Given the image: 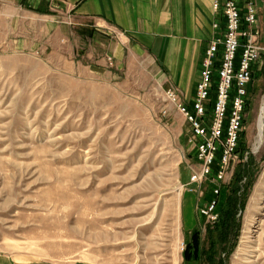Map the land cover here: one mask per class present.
<instances>
[{
	"label": "rangeland",
	"instance_id": "374dc122",
	"mask_svg": "<svg viewBox=\"0 0 264 264\" xmlns=\"http://www.w3.org/2000/svg\"><path fill=\"white\" fill-rule=\"evenodd\" d=\"M16 16L13 32L0 38V254L41 262L186 264L192 231L200 228L205 239L213 226L199 209L211 203L217 186L218 213L225 208L244 166L251 175L242 184L253 178V186L240 201L231 249L222 258L264 264V191L253 200L264 174V137L255 151L264 56L225 183L211 177L186 186L180 175L200 170L188 144L190 125L168 100L172 88L153 59L128 47L116 67L110 49L117 40L107 30ZM91 51L113 59L111 72L90 71L84 57ZM219 170L217 163L214 175Z\"/></svg>",
	"mask_w": 264,
	"mask_h": 264
},
{
	"label": "crops",
	"instance_id": "0c3cea01",
	"mask_svg": "<svg viewBox=\"0 0 264 264\" xmlns=\"http://www.w3.org/2000/svg\"><path fill=\"white\" fill-rule=\"evenodd\" d=\"M226 1L221 0V3ZM232 1L240 7L248 2L256 5L259 33L257 43L264 48V0ZM20 12L36 20L56 17L66 20L70 26L90 25L98 32H102L101 29L107 30V36L114 34L117 41L113 42L110 55L116 67L123 60L126 48L143 50L155 62L165 86L178 93L181 102L190 112L193 111V99L207 51L213 41L223 39L226 23L221 13L214 12L213 0H0V38L13 32L16 15ZM216 24L218 28H214ZM242 26L246 28L244 23ZM221 52L222 48L216 59V69L220 64ZM90 53L84 59L91 60L88 66L92 73L111 72L106 58L94 57L93 52ZM256 65L253 67L248 95L250 87L255 83ZM180 179L184 185L189 184L188 174L186 178L181 174ZM186 215V228L192 230L196 224L190 218V211ZM0 264L94 263L41 262L0 254Z\"/></svg>",
	"mask_w": 264,
	"mask_h": 264
},
{
	"label": "built area",
	"instance_id": "2783aa9c",
	"mask_svg": "<svg viewBox=\"0 0 264 264\" xmlns=\"http://www.w3.org/2000/svg\"><path fill=\"white\" fill-rule=\"evenodd\" d=\"M214 12L225 19L223 39L212 42L207 51L200 81L190 112L181 102L175 90L167 92V98L177 106L190 125L189 146L195 150L200 170L192 169L189 185H200L204 179L213 177L217 185L225 183L228 168L238 160L241 133L243 131L248 100V86L253 79V67L260 63L264 48L258 45V10L248 2L240 7L235 1L213 0ZM243 23L246 28H243ZM214 28H218L216 24ZM222 48L219 67L216 59ZM241 50L238 63V53ZM109 65L113 59L109 57ZM217 73V80L214 75ZM215 86L216 96L212 109L207 106ZM219 155L220 170L214 175V164ZM220 187L214 195L220 194ZM217 199L199 209V214L208 223L218 221L215 213Z\"/></svg>",
	"mask_w": 264,
	"mask_h": 264
},
{
	"label": "trees",
	"instance_id": "16d2710c",
	"mask_svg": "<svg viewBox=\"0 0 264 264\" xmlns=\"http://www.w3.org/2000/svg\"><path fill=\"white\" fill-rule=\"evenodd\" d=\"M240 55L241 50L238 53L237 63ZM216 80L217 76L215 75L214 81ZM215 96L216 90L214 86L210 95V100L207 103L209 109H212L214 105ZM217 163H219V155L214 167ZM249 175H251V171H247L244 166L235 174L232 187L228 189L225 208L221 209L219 213L217 211L220 206L218 198L222 193V189H220V194L218 196H215L213 192L212 199H217L218 204L215 209V213L218 215V221L214 223L212 227L209 226L205 239L202 236V230L200 228H196L192 231L190 241L186 243V248L183 252V259L186 264H227L226 260L222 258V255L231 249V247H228L229 236L236 229V216L240 207V201L242 197L243 200L245 199L249 189L253 186V178H250L247 184H242L243 179ZM241 191H243L242 195H240ZM243 206L242 201V207Z\"/></svg>",
	"mask_w": 264,
	"mask_h": 264
},
{
	"label": "bare ground",
	"instance_id": "6f19581e",
	"mask_svg": "<svg viewBox=\"0 0 264 264\" xmlns=\"http://www.w3.org/2000/svg\"><path fill=\"white\" fill-rule=\"evenodd\" d=\"M257 127H258V134H257L258 136H257V142L255 144V151H257L259 149V147L261 146L262 140L264 137V105L262 107L261 114H260L259 119H258V126ZM262 191H264V174L262 175L261 181L256 188L255 199H253L254 203H255V201L257 202L259 194Z\"/></svg>",
	"mask_w": 264,
	"mask_h": 264
}]
</instances>
